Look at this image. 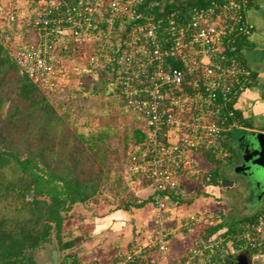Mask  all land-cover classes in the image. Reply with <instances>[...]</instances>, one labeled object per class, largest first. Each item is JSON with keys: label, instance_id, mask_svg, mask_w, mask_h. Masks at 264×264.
I'll use <instances>...</instances> for the list:
<instances>
[{"label": "built area", "instance_id": "obj_1", "mask_svg": "<svg viewBox=\"0 0 264 264\" xmlns=\"http://www.w3.org/2000/svg\"><path fill=\"white\" fill-rule=\"evenodd\" d=\"M148 1L25 0L13 6L30 9V30L16 57L34 81L56 93L72 83L67 63L76 55L84 60L76 67L93 83L107 74L126 105L144 117L147 137L128 154L135 170L148 172L147 196L163 227L118 264L149 248L168 251L171 230L164 218L170 200L189 196L191 177L212 181L204 152L231 155V131L240 125L235 103L254 79L237 42L254 30L249 0L161 8L159 15ZM137 186L132 188L140 196ZM219 217L195 210L183 226L216 224ZM243 251L264 257V206L226 234L190 245L177 264H224Z\"/></svg>", "mask_w": 264, "mask_h": 264}, {"label": "trees", "instance_id": "obj_2", "mask_svg": "<svg viewBox=\"0 0 264 264\" xmlns=\"http://www.w3.org/2000/svg\"><path fill=\"white\" fill-rule=\"evenodd\" d=\"M210 1L148 2H154L150 8L159 15L161 8ZM6 34L0 23V264H37L34 251L53 235L60 264H75L81 260L71 250L74 240L64 234L66 217L75 206H89L104 198L113 206L109 209L130 212L133 206L150 201L149 197L140 201L133 191L134 183H147L148 172L135 170L128 154L147 137L144 117L126 105L107 74L93 83L81 69L71 70L67 65L74 81L56 93L49 92L22 68L15 53L18 47L9 43ZM84 110L86 117L97 121L86 119L80 127L77 118ZM204 156L216 163L210 168L212 181L202 176L204 184L220 183L219 167L228 157L209 152ZM221 225H206L201 231L204 240ZM126 255L115 256L112 264ZM143 258L126 260V264H144Z\"/></svg>", "mask_w": 264, "mask_h": 264}, {"label": "rangeland", "instance_id": "obj_3", "mask_svg": "<svg viewBox=\"0 0 264 264\" xmlns=\"http://www.w3.org/2000/svg\"><path fill=\"white\" fill-rule=\"evenodd\" d=\"M180 1L187 2L191 0ZM23 2H25V0L0 1V19L1 17H4V20L1 19L0 23H4V28L6 29L7 33L6 38L9 43L11 45H16L17 47L21 44V42L25 40L30 30L28 24L30 19V9L28 7H13L14 4L20 5ZM16 11L17 13H19V18H15V20L11 19L9 13L16 14ZM15 53H17V49ZM67 64L71 67L72 70L76 68V66H84V60L82 59V57L73 55L69 58ZM72 81H74V79ZM75 114L79 115V112L75 111ZM86 116L87 111L84 110L83 115L77 118V123L80 127L86 119H90L92 123H95L97 121L96 118ZM242 133L243 130L236 129V138L238 139ZM236 161L237 158L233 157V163L219 167V174L222 178L226 177L227 173H229L233 177L239 178L237 172L234 170ZM224 166L225 169L223 170ZM205 167L207 168L208 166L205 164ZM188 183L189 198L184 199V202H178L177 206H175V203H173L174 205L172 206L170 212H168L169 219H165L164 222H166L167 220V223L170 224L171 227L168 228L171 230L172 235H185L183 240L185 242H188V244H191L195 242L198 230L204 231L206 228V224L201 223L197 226L198 228L194 226L197 228L194 231L188 230V228L183 226V222L185 221L189 212L195 211L196 209H204L203 207L208 205L213 206L215 204L210 201L212 198H214L215 201L216 199L215 197L202 194V190H206L207 186L204 185L201 180H198L195 177H191L188 180ZM145 185L142 186L138 184L137 186V188L140 189L142 193L140 196H138L140 201H142L141 199H144L143 195H146L151 189L150 187L145 188ZM220 186L221 188H228L229 184L222 185L221 183L219 187ZM256 188L257 187L253 185L247 192H241V189H243L242 187L241 189L229 188L222 190V194L220 196V199L218 200L219 204L224 206V217L226 218V224L231 225V229L238 226L241 221L245 220L246 218L255 215L260 209V206L264 203V196L261 197V193H258V188L257 190ZM214 193H217L216 189L213 190V194ZM252 200L255 201V204L251 202ZM171 205L172 203L170 204V206ZM109 207L111 208L113 206L109 205V201L102 198L99 202L91 203L89 206L77 205L70 211L71 213L67 215L64 234L67 238H72L74 240V245L71 250L73 252H78L77 257L81 260V262L93 264L97 261H100L103 263L112 264L115 256H118L120 254L122 255L123 253H128V250H131L134 246L140 243L144 235H147L149 231H152L155 228L159 227L160 222L157 219L156 213L155 215L148 213L147 209L144 208V216H140L141 214L138 213L136 209H134V213L132 211L131 213L126 212V219L124 224L116 223L111 226V229H107L109 225H107L108 222L106 223V221L108 220V214L106 211L107 209H109ZM152 209L155 212L154 207ZM184 216L185 218L183 219ZM105 219L106 221L104 222ZM187 245L183 247L184 251ZM37 251H34V256H36ZM170 254H172V251H170V249L164 252H161L160 250L152 251L150 254L144 256V264H153V261H155V264H161L162 261L169 259ZM177 257L178 255L173 254L171 259L167 261L168 264H174V261Z\"/></svg>", "mask_w": 264, "mask_h": 264}, {"label": "crops", "instance_id": "obj_4", "mask_svg": "<svg viewBox=\"0 0 264 264\" xmlns=\"http://www.w3.org/2000/svg\"><path fill=\"white\" fill-rule=\"evenodd\" d=\"M247 17L249 18L250 21H252L254 23V30L249 35H240L238 37L237 42H238L239 47H241V55H242L243 59L249 65V67L251 68V70L253 72V78L254 79H253V82L247 88H245L244 91L240 94L238 100L235 103L240 125L235 127L231 131V135H230V137H231V145H230L231 146V155L228 156L227 161L224 159V161H226V162H222L220 166H223V165L226 166L228 164L233 163V157H235V155H236L237 141L239 139V138L237 139L235 136V130L236 129L243 130V133L245 131H252V130L264 131V0H249V5H248V9H247ZM205 164L208 166L207 168L209 170H211L210 168H212L211 165L216 166V163H205ZM205 164L203 163L204 167H205ZM225 166L223 167V170L225 169ZM212 176H213V171H212ZM226 177H229V179H230L227 182V184H229L228 188H223V187L221 188V186L219 187V185H221V183H222V177H221L220 183H218V184L214 183V184H211L210 186H207L208 191H207V189L202 190V194H205V195H208L211 197H215L216 201L214 200V198H212L210 202H212L216 206L212 204L213 206L208 205V206L203 207L204 209H196V210H203L204 212H207V213L218 214L220 216L218 223H221L222 225L217 232H219V233L224 232L225 234L227 233V230L230 229V231H231L232 226L226 224V218L224 217V213H225L224 212V206L220 205L219 200H218V199H220V196L222 194L223 189H229V188H232V189L240 188L241 189V187H242L243 189H241L242 190L241 192H247L248 190H250L251 186L255 185V187L258 188V193H261V197L264 196L263 186H262V184H259L256 179L249 181L248 185H250V186L247 187L245 185V183L244 184L241 183L243 180L242 181L238 180L236 177H233L229 173H227ZM201 178H200V180L203 182V180ZM222 185H225V184L222 183ZM188 186H189V183H188ZM257 188H256V190H257ZM214 189H216V192H217L216 194L215 193L213 194ZM147 195L148 194L143 195V196L148 197ZM178 202H184V199L180 200V201L176 200L175 198L171 199L169 204L172 203V205L170 206L169 210H171L172 206L174 205L173 203H175V206H177ZM216 203L219 205H217ZM263 206H264V203L260 206V209ZM144 208L147 209L148 213L155 215V212L152 209L153 205L150 201L141 207H134L133 206L130 210V213H131V211L133 212L134 209H136L138 211V213L141 214L140 216H144L143 215V209ZM106 212L108 214L107 215L108 220L106 221V219H105L104 222L105 221H106V223L108 222L107 225H109V227H107V229H111L112 228L111 226H113V224H116V223L124 224L125 223L126 212H128V211L121 209V208H119V209L115 208L113 210L107 209ZM174 213H175V211H174ZM250 215H252V214H250ZM250 215H248V216H250ZM168 217L169 216L167 215L164 218V220L165 219L168 220L169 219ZM184 218H185V216L183 217V219ZM241 219H243V218H241ZM167 220H166L165 224L163 223L165 225L164 227H171L170 224L167 223ZM159 222H160L159 227H161L162 223H161V221H159ZM198 225L199 224L193 225L188 230H194L195 231L198 228L197 227ZM194 226H196L197 228ZM159 227L155 228L152 231H149L147 233V235H144V237L141 240L142 241L146 240L145 237H147L152 232L157 231L159 229ZM201 231L202 230H198L195 242H193L191 244H188V242H185L183 240L185 235H178V234L172 235L171 234L170 235V248L169 249H170V251H172V254L169 255L170 257L168 260L162 261L161 264H168L167 261H169L171 259L173 254L178 255V257L174 261V264H177L184 257L185 252L190 245L195 244L198 241H201L204 239L203 236L201 235ZM182 240H183V243H182ZM186 245H187V247L184 251L183 247ZM152 251H159V249L156 247L155 248H149L147 250V254H150ZM161 252H163V251H161ZM246 252H250V251H243V252H240V253L233 255V259L231 261L225 262V264H227V263L232 264L234 261L237 260V258L242 253H246ZM147 254L145 253V255H147ZM151 261H153V260H151ZM153 262H154L153 264H155V261H153ZM251 264H264V257H257V256H254L252 254Z\"/></svg>", "mask_w": 264, "mask_h": 264}, {"label": "water", "instance_id": "obj_5", "mask_svg": "<svg viewBox=\"0 0 264 264\" xmlns=\"http://www.w3.org/2000/svg\"><path fill=\"white\" fill-rule=\"evenodd\" d=\"M244 139L245 145L243 146ZM240 150L243 153H240ZM235 157L237 158L235 163H240L237 171L244 170L248 175L247 181L241 183L248 185L249 181L256 179L259 184H262L264 190V131L252 130L242 133L237 141ZM229 180V177H224L222 183L226 185ZM36 251L34 258L37 264H60L59 249L54 235L52 240L46 241ZM251 256L250 252L242 253L234 264H251Z\"/></svg>", "mask_w": 264, "mask_h": 264}, {"label": "flooded vegetation", "instance_id": "obj_6", "mask_svg": "<svg viewBox=\"0 0 264 264\" xmlns=\"http://www.w3.org/2000/svg\"><path fill=\"white\" fill-rule=\"evenodd\" d=\"M242 145L244 146L245 145V139L242 141ZM240 153H243L242 152V150H240L239 151ZM240 163H236L235 165H234V170L237 172V174H238V176H239V178H237L238 180H243L242 182H245V180H247L248 179V175L246 174V172L244 171V170H241V171H237V167H238V165H239ZM246 186L247 187H249L247 184H246ZM247 189V188H246ZM254 191V190H253ZM253 204H255V201L254 200H252L251 201ZM232 264H234V262L232 263Z\"/></svg>", "mask_w": 264, "mask_h": 264}, {"label": "clouds", "instance_id": "obj_7", "mask_svg": "<svg viewBox=\"0 0 264 264\" xmlns=\"http://www.w3.org/2000/svg\"><path fill=\"white\" fill-rule=\"evenodd\" d=\"M255 259V258H254Z\"/></svg>", "mask_w": 264, "mask_h": 264}]
</instances>
